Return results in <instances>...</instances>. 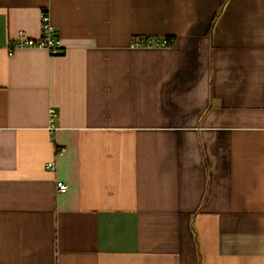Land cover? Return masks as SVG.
<instances>
[{
  "label": "crops",
  "instance_id": "1",
  "mask_svg": "<svg viewBox=\"0 0 264 264\" xmlns=\"http://www.w3.org/2000/svg\"><path fill=\"white\" fill-rule=\"evenodd\" d=\"M0 264H264V0H0Z\"/></svg>",
  "mask_w": 264,
  "mask_h": 264
},
{
  "label": "built area",
  "instance_id": "2",
  "mask_svg": "<svg viewBox=\"0 0 264 264\" xmlns=\"http://www.w3.org/2000/svg\"><path fill=\"white\" fill-rule=\"evenodd\" d=\"M41 18V35L37 39L25 38L23 34L18 39V41L11 45V48L14 47H32L39 49H46L50 52L51 55L60 54L61 50L58 46V30L56 26L52 23L50 19V14L48 10H43L40 14ZM133 46L135 47H147V48H160V47H171L174 45L173 41H169L168 38L164 39H154V38H145L134 41ZM56 116V113L52 110L50 113L51 130H55L53 126V120ZM60 153L65 152V149H60ZM50 169L54 167L53 163L48 165ZM58 191L65 193L68 191V186L62 181L57 182Z\"/></svg>",
  "mask_w": 264,
  "mask_h": 264
},
{
  "label": "trees",
  "instance_id": "3",
  "mask_svg": "<svg viewBox=\"0 0 264 264\" xmlns=\"http://www.w3.org/2000/svg\"><path fill=\"white\" fill-rule=\"evenodd\" d=\"M169 40V39H168ZM171 42V40H169Z\"/></svg>",
  "mask_w": 264,
  "mask_h": 264
}]
</instances>
